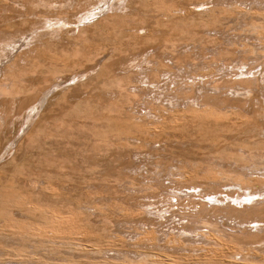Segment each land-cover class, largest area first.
<instances>
[{
    "label": "rangeland",
    "instance_id": "obj_1",
    "mask_svg": "<svg viewBox=\"0 0 264 264\" xmlns=\"http://www.w3.org/2000/svg\"><path fill=\"white\" fill-rule=\"evenodd\" d=\"M95 5L104 12L85 22ZM263 43L264 0H0V264H106L126 250L137 263V251L198 258L163 232L193 222L205 193H264ZM231 77L251 80L248 91L232 97ZM216 85L226 87L214 96ZM205 105L225 113L205 116ZM27 202L69 218L65 234L26 235L25 223H43ZM73 239L107 250L62 246Z\"/></svg>",
    "mask_w": 264,
    "mask_h": 264
},
{
    "label": "bare ground",
    "instance_id": "obj_2",
    "mask_svg": "<svg viewBox=\"0 0 264 264\" xmlns=\"http://www.w3.org/2000/svg\"><path fill=\"white\" fill-rule=\"evenodd\" d=\"M79 6H80V4H79ZM107 8H110V7L108 6ZM96 10H99V11H96ZM86 12H85L86 14L84 13L85 17H83V20L85 22L92 20L95 16H97L99 14H102L104 12V10H103V6H96L95 5L91 8V10L86 11ZM80 18H82V16ZM80 21H81V23L83 22L82 20H80ZM65 24H67V23H65ZM61 25H62V23H61ZM59 26H60V24H59ZM62 26H64V25H62ZM163 66H164V64H163ZM165 66L167 67V64ZM164 69H166V68H164ZM160 72L161 71L159 70L158 73H160ZM170 73H172V72H170ZM162 75L161 76L160 75L155 76L157 78H156V81H154V83H153L154 85H156L157 82L161 81ZM74 78L77 80V79H79V76H74ZM250 81L251 80H249V79H244V78H234L233 79L231 77L228 80V82H230L231 85H233V86L228 87V90H229L228 92L232 95V97H234L235 95H238L242 91L247 90V88L245 89V87H244V89H245L244 90V89H242L243 87L241 88L240 86L242 84L247 83V82L249 83ZM254 83H255V81H254ZM217 87L218 88H215V89L212 88V90L210 91V94L217 96L221 92L220 89L224 90L223 88H225L226 86L225 87L221 86L222 88L219 86H217ZM204 89H205V87H204ZM205 90H207V89H205ZM204 91H202V90L199 91L200 93L198 95L200 98L204 97ZM243 93H242V95H244ZM49 94H50V92H47L45 95L46 97L44 96L45 97L44 100L38 102L40 106L32 105L29 109H27V111L25 112L26 123H31L32 119H34V116L39 111V109L41 107L45 106L49 102ZM190 99H189V102L192 105V107L190 106L191 111L195 112L196 114L201 113L200 112L201 110L195 108V106H194L195 100L197 101V99H195V98H194L195 100L191 99L192 101ZM197 103H199V102H197ZM197 105H199V104H197ZM205 106H206V108L204 107L205 109L203 110V112L206 113V114H203L205 116H207L208 113L210 115V113L216 114V113H218V111H220L218 109L216 111L214 109L213 105L212 106L211 105H205ZM222 111L223 110H221L220 112L223 113L224 111L223 112ZM12 112H14V110ZM2 115L6 116L5 113L2 114V112H0V144L1 145L4 144L3 142L5 139V136H4V138H2V135L5 133L4 127H3L5 125H4V122H2V121L6 120V118H7V116H6V118L4 119L2 117ZM210 116H208V117H210ZM227 117H228V115H227ZM6 124H8V123L6 122ZM138 126H140L141 128H144V129L147 128L144 125H143L144 127L142 125H138ZM15 128L16 127H14V129ZM16 129H18V128H16ZM26 129L27 128L23 129V133L24 132L26 133L27 130H29V127L27 130ZM261 131H263V130H261ZM21 136H23V135H21ZM125 136H127V134ZM128 136H129V133H128ZM12 138H14V137H12ZM17 138H19V137H17ZM9 139H10V137H9ZM5 146H6L5 148H6L7 152L14 151V149H16V147H17V141L16 140H14V141L10 140L9 142H7V144ZM4 151H5V149L3 150V153H4ZM11 153H13V152H11ZM4 156L9 157L7 154ZM244 175L246 176V174H244ZM245 176H243V177H245ZM246 178H244V179H246ZM239 179H243V178H238V180ZM237 182H239V181H237ZM246 182H248V186H251V185H249V182H250L249 180L248 181L246 180ZM246 182H244V183H246ZM252 182H254V180ZM261 182H262V185L264 186V180L263 181L261 180ZM239 186H242V185L239 184ZM246 186H247V184H246ZM244 188H245V186H244ZM46 189L52 190L51 187H48V185H47ZM201 196H203V195H201ZM204 196L206 197V200L203 202L204 207L202 208L201 211L197 212V214H196L197 216L194 217L193 222L190 221L188 224H185L184 226L186 228H183V230L180 232H172V234H173L172 236L166 232H163V236L161 235V237H163L165 240L168 238L167 242L166 241L165 242L168 245H172V247L170 246L172 248V250L173 249L174 250H188V251H192V252L193 251H200L201 252V253H199L200 255H202L204 253L202 255V256H204L203 258H201V256L199 255L198 258L199 257L200 258L198 259L193 254L192 255L188 254L189 256L187 258L186 257L185 258L184 257L176 258V257H174V255H171V254H163V253L161 254V253H154V252L137 251L136 253L137 254L139 253L138 255L140 256V259L138 260V263H137L136 262L137 260H133L132 257L130 256L131 253L126 250L127 255L125 254L124 259L121 262H118L114 258H112V259L103 258V259H101L100 262L106 263V264H264V257L261 259H257V257L254 259L248 258V255L251 252H254L256 256H259L257 253L258 247H259V249L264 251V193L262 191H258V192L252 191V192H249L248 194L244 195V198L241 195H239L236 198L229 197V195H227L226 201H225V199H220L219 197L212 196L211 192L205 193ZM21 198L22 197H16L12 201V205H14L15 207H18L20 210H22L20 207L21 205L19 203V200ZM26 204L29 208H32L33 211H36V212L41 211V215H40L39 220H41L43 222V223L40 222L41 224H38V225L37 224H28V223L24 222L25 224L24 223L23 224L26 225V229H27L26 235H28V236H36V237L39 236L41 238V237H44L45 235H47V233L49 235L51 234L52 236H55V235L63 233V231L66 229L65 227L69 226L70 223H72V221L69 218L62 216V215H59V214H56V212L49 207H48L49 209L48 208L42 209V207L37 206L36 204H34L32 202H27ZM42 210H44L45 212H43ZM219 217L220 218H226L227 220H231L230 221L231 223H229V225L233 224V226L230 225L231 227L229 229L228 228L227 229L219 228L217 226V224H218L217 220ZM13 222L16 223V221H13ZM44 224H45L47 229L51 230L50 233L47 232V230L44 228L45 226L42 227ZM0 225H1V223H0ZM13 225H14V223H13ZM189 225L192 226L191 229L187 228V226H189ZM10 227H12V226H10ZM16 229L18 230V232L23 231V228L17 227ZM67 230H69V229L67 228ZM147 230L145 229V231L142 232L141 234L147 235V236H148V234H150V236L152 237L151 234H153L154 232H159L158 230L156 231L154 229L150 230L147 228ZM0 233H2V232H0ZM68 233L69 232H66V234H68ZM64 234H65V231H64ZM165 235H168V237L167 236H166L167 238L164 237ZM169 235H170V237H169ZM145 239H146V237H145ZM157 239H158V236H157ZM48 240L51 242V246L54 247L55 243H52L53 237L51 240L48 238ZM138 240H139V238H138ZM55 242L59 243L58 241H55ZM62 243H63L62 246L64 248H66L68 250L77 251V252H81V251L83 252L85 250L88 251L90 249V248H88V250H87V246L81 244L80 242L75 243L74 239H73V241L67 240V241L62 242ZM212 244H214L215 247L217 246V248L212 247L213 246ZM48 245L50 246V244H48ZM175 245H177L178 247L176 246V248H174ZM90 250L94 251V252L98 251L99 253H102L103 250H107V249H105L103 247H99V245H98L97 248L94 247V248H91ZM98 252H97V254H98ZM210 253H212V254H210ZM182 254H184V253H182ZM193 256L195 258H193ZM237 257H239V258H237ZM71 260H73V258ZM77 261H79V260H76V261L74 260L73 263H75Z\"/></svg>",
    "mask_w": 264,
    "mask_h": 264
}]
</instances>
